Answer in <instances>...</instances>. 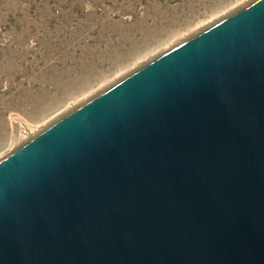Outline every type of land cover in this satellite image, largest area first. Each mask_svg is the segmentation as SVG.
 I'll use <instances>...</instances> for the list:
<instances>
[{"label":"water","instance_id":"water-1","mask_svg":"<svg viewBox=\"0 0 264 264\" xmlns=\"http://www.w3.org/2000/svg\"><path fill=\"white\" fill-rule=\"evenodd\" d=\"M0 264H264V0L1 158Z\"/></svg>","mask_w":264,"mask_h":264},{"label":"rangeland","instance_id":"rangeland-1","mask_svg":"<svg viewBox=\"0 0 264 264\" xmlns=\"http://www.w3.org/2000/svg\"><path fill=\"white\" fill-rule=\"evenodd\" d=\"M253 0H0V159Z\"/></svg>","mask_w":264,"mask_h":264}]
</instances>
